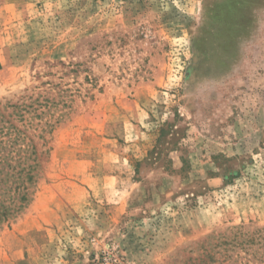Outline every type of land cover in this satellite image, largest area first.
Instances as JSON below:
<instances>
[{"label":"rangeland","instance_id":"rangeland-1","mask_svg":"<svg viewBox=\"0 0 264 264\" xmlns=\"http://www.w3.org/2000/svg\"><path fill=\"white\" fill-rule=\"evenodd\" d=\"M22 102L58 121L0 264H168L264 228V0H0Z\"/></svg>","mask_w":264,"mask_h":264},{"label":"trees","instance_id":"trees-1","mask_svg":"<svg viewBox=\"0 0 264 264\" xmlns=\"http://www.w3.org/2000/svg\"><path fill=\"white\" fill-rule=\"evenodd\" d=\"M33 108V109H31ZM25 102L0 107V230L33 199L57 119ZM36 117L42 118L35 122ZM264 228L236 225L214 231L183 249L168 264H258L264 262ZM256 246V247H255ZM262 256V257H261ZM257 262V263H255Z\"/></svg>","mask_w":264,"mask_h":264}]
</instances>
